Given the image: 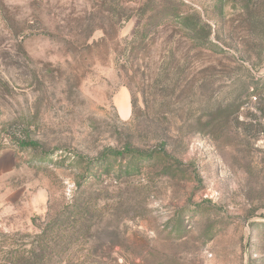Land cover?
<instances>
[{"label":"rangeland","instance_id":"374dc122","mask_svg":"<svg viewBox=\"0 0 264 264\" xmlns=\"http://www.w3.org/2000/svg\"><path fill=\"white\" fill-rule=\"evenodd\" d=\"M18 258L264 264V0H0Z\"/></svg>","mask_w":264,"mask_h":264},{"label":"trees","instance_id":"16d2710c","mask_svg":"<svg viewBox=\"0 0 264 264\" xmlns=\"http://www.w3.org/2000/svg\"><path fill=\"white\" fill-rule=\"evenodd\" d=\"M21 145L20 146H30V145H35V143L34 142H22V143H20ZM138 151V149H136V148H132L131 146H130V144H128L126 147H125V152H127V153H130V154H133L134 156L136 155L135 154V152H137ZM110 153H112L113 155H122V154H124V152L123 151H115V150H112V152H110ZM76 210V209H75ZM78 212V211H77ZM75 215H80L79 213H75ZM80 228V227H79ZM77 233V232H76ZM46 239V238H45ZM45 239H43V240H41V241H38L37 243H36V245H35V247H37V248H40V251L42 252H44V253H42L41 255L42 256H40V258L41 257H43V256H45V250L47 249H50V247H51V244H50V241L48 242L47 240H45ZM23 261H26L25 259H21V258H18L17 260H16V262L18 263V264H20V263H22Z\"/></svg>","mask_w":264,"mask_h":264}]
</instances>
